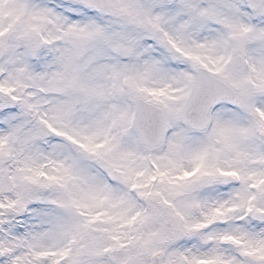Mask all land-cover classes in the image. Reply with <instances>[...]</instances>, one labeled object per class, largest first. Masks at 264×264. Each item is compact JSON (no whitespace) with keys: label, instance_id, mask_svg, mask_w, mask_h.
Listing matches in <instances>:
<instances>
[{"label":"snow or ice","instance_id":"6c2138e0","mask_svg":"<svg viewBox=\"0 0 264 264\" xmlns=\"http://www.w3.org/2000/svg\"><path fill=\"white\" fill-rule=\"evenodd\" d=\"M0 264H264V0H0Z\"/></svg>","mask_w":264,"mask_h":264}]
</instances>
